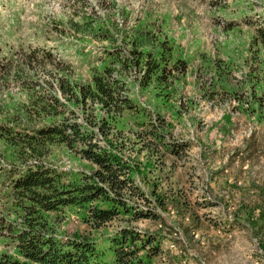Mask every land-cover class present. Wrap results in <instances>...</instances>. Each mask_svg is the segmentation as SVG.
Wrapping results in <instances>:
<instances>
[{"label": "rangeland", "instance_id": "obj_1", "mask_svg": "<svg viewBox=\"0 0 264 264\" xmlns=\"http://www.w3.org/2000/svg\"><path fill=\"white\" fill-rule=\"evenodd\" d=\"M261 15L264 0H0V260L43 264L14 245L33 210L52 237L91 242L100 264L116 263L112 238L127 226L160 248L132 264H264ZM103 75L117 99L100 107L82 89ZM69 122L130 165L157 218L120 212L95 227L85 206L44 211L13 191L25 161L48 166L57 188L96 168L59 136L39 159L3 137Z\"/></svg>", "mask_w": 264, "mask_h": 264}, {"label": "trees", "instance_id": "obj_2", "mask_svg": "<svg viewBox=\"0 0 264 264\" xmlns=\"http://www.w3.org/2000/svg\"><path fill=\"white\" fill-rule=\"evenodd\" d=\"M254 25L255 37L264 51V15L259 16ZM92 82L93 86H83L82 89L87 100L90 99L94 104L98 103L100 107H104L111 103V100L117 99L114 98V89L110 86L109 79H106L104 75L103 79L100 76H94ZM62 86L67 88L65 84ZM40 108L44 107L40 105ZM53 109L57 110L55 106ZM94 120L93 124L96 125L97 130H100L103 135L107 134L108 131L104 128L107 129L108 125L103 118H101L100 128L97 125L100 119ZM26 129L32 133L25 132ZM92 130L82 128L80 123L69 122L60 126L55 124L42 128L25 127L19 131L16 127L10 132L6 131L3 137L9 140L8 143L18 146V150L26 153L29 158L39 159L43 156L44 142L54 135L59 136L60 141L71 147L79 144L77 152L80 156L96 165V168L82 182L57 188L53 185L54 177L50 174L51 170L48 166L41 162L30 165L25 161L24 169L19 171V176L13 180V191H20V195L30 199L34 205L44 211L67 204L85 206L88 220L95 227L114 219L120 212L127 214L129 221L157 218L152 209L139 203L148 199L131 177L130 165L112 149L100 147L94 141L95 129ZM44 188L48 189V192L43 191ZM96 200L103 202L104 205L90 204ZM34 205L27 206L33 209ZM23 226L16 235L14 245L17 252L30 261L43 264H100L97 261L96 249L91 242L86 239L61 241L52 237L48 232L52 227L42 216L33 217V210L28 211V215L23 218ZM154 240L153 236L142 233L134 227H122L112 238L115 264H132L137 258V252L145 247L150 248L147 250L149 256L158 253L160 248ZM137 242H141V245H137ZM0 264L18 263L16 261L9 263L8 259H3L0 260Z\"/></svg>", "mask_w": 264, "mask_h": 264}]
</instances>
